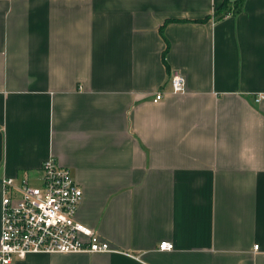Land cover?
Returning <instances> with one entry per match:
<instances>
[{"label": "crops", "instance_id": "crops-1", "mask_svg": "<svg viewBox=\"0 0 264 264\" xmlns=\"http://www.w3.org/2000/svg\"><path fill=\"white\" fill-rule=\"evenodd\" d=\"M237 1L0 0V215L52 157L113 250L11 264H264V0Z\"/></svg>", "mask_w": 264, "mask_h": 264}, {"label": "built area", "instance_id": "built-area-1", "mask_svg": "<svg viewBox=\"0 0 264 264\" xmlns=\"http://www.w3.org/2000/svg\"><path fill=\"white\" fill-rule=\"evenodd\" d=\"M185 78L171 75L172 93L186 92ZM264 98L259 94L258 103ZM163 99L156 93L153 102ZM14 179L2 181L3 197L0 215V264H11L29 255H72L112 253L109 244L91 229L75 220L82 199V190L69 170L58 165L52 157L40 169L36 184L27 178L16 187ZM173 245L161 242L160 251H171ZM257 250V246L254 247Z\"/></svg>", "mask_w": 264, "mask_h": 264}, {"label": "trees", "instance_id": "trees-1", "mask_svg": "<svg viewBox=\"0 0 264 264\" xmlns=\"http://www.w3.org/2000/svg\"><path fill=\"white\" fill-rule=\"evenodd\" d=\"M241 0L237 1V4H240ZM228 13H227V10H226V5H222L221 7H218V9L215 11V17H216V20H220L222 19L224 16H226ZM169 22H173L171 20H168L166 21L164 24H167ZM177 22V21H175Z\"/></svg>", "mask_w": 264, "mask_h": 264}]
</instances>
